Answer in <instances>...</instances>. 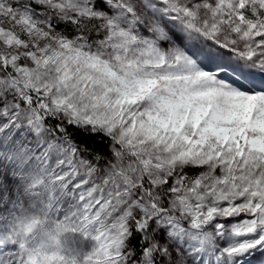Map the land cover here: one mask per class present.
<instances>
[{"label": "snow or ice", "instance_id": "6c2138e0", "mask_svg": "<svg viewBox=\"0 0 264 264\" xmlns=\"http://www.w3.org/2000/svg\"><path fill=\"white\" fill-rule=\"evenodd\" d=\"M0 264H264V0H0Z\"/></svg>", "mask_w": 264, "mask_h": 264}]
</instances>
